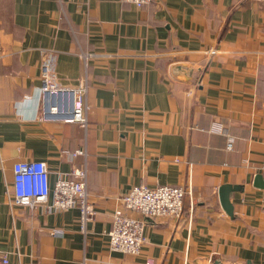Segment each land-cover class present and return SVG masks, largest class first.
I'll use <instances>...</instances> for the list:
<instances>
[{
    "label": "crops",
    "instance_id": "1",
    "mask_svg": "<svg viewBox=\"0 0 264 264\" xmlns=\"http://www.w3.org/2000/svg\"><path fill=\"white\" fill-rule=\"evenodd\" d=\"M45 69L66 90L87 69V127L47 117ZM25 160L45 161L51 186L87 163L85 232L80 210L56 209L52 194L34 209L10 200ZM138 184L184 186L183 214L132 212L145 221L142 251L111 250L114 210ZM228 184L232 214L219 193ZM2 254L8 264H264V0H0V264Z\"/></svg>",
    "mask_w": 264,
    "mask_h": 264
},
{
    "label": "built area",
    "instance_id": "2",
    "mask_svg": "<svg viewBox=\"0 0 264 264\" xmlns=\"http://www.w3.org/2000/svg\"><path fill=\"white\" fill-rule=\"evenodd\" d=\"M137 7H142L155 0H124ZM81 57L87 67L88 53L82 51ZM44 93H52L56 97L50 102L47 117L62 118L66 122H78L83 127L88 125V84L87 69L80 86L66 90L56 87L55 83L44 70ZM51 100V99H50ZM216 130H222L220 126ZM231 146V143H229ZM86 154L84 149L73 153ZM50 170L43 160H25L14 164V178L7 193L10 200L16 204L34 209L36 206L46 203L52 194V206L56 209L78 208L81 214L82 230L86 231V224L93 218L95 208L90 200L88 187V166L83 163L73 166L65 176L59 177L53 186L50 184ZM187 188L181 185L158 184L150 186L138 184L132 186L123 196L122 205L114 210L113 225L109 231V247L111 250L126 254H139L144 246L146 237L144 234L145 221L142 217L132 214L136 212L141 216L152 218L171 217L180 218L184 210V199ZM61 231L53 230L52 234ZM2 264H8L5 254L1 256Z\"/></svg>",
    "mask_w": 264,
    "mask_h": 264
},
{
    "label": "water",
    "instance_id": "3",
    "mask_svg": "<svg viewBox=\"0 0 264 264\" xmlns=\"http://www.w3.org/2000/svg\"><path fill=\"white\" fill-rule=\"evenodd\" d=\"M45 97H46V112L49 113V109H50V102L49 99L54 100L55 99V95L54 94H50L49 92L45 93ZM53 103V101H52ZM261 178V176L257 177V181ZM238 186H233V185H224L220 188V199L222 202L223 207L225 208V210L229 213L232 214L233 212V205L230 202V192L232 190L237 189Z\"/></svg>",
    "mask_w": 264,
    "mask_h": 264
}]
</instances>
